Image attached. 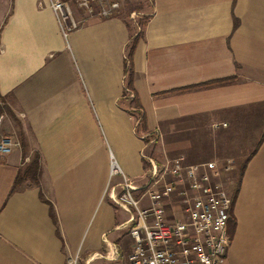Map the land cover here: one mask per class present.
<instances>
[{"label":"crops","instance_id":"0c3cea01","mask_svg":"<svg viewBox=\"0 0 264 264\" xmlns=\"http://www.w3.org/2000/svg\"><path fill=\"white\" fill-rule=\"evenodd\" d=\"M64 1L80 22L66 35L49 0H0V94L12 111L0 137L17 135L23 145L0 155V264H71L79 250L84 264L107 244L119 258L91 264H127L134 238L123 226L129 213L108 194L122 182L111 177L112 156L146 186L147 158L164 164L176 157L171 147L188 150L195 132L264 131V0H150L138 41L141 26L132 30L120 6L102 16L100 6L88 14L77 0ZM32 150L39 184L26 180L10 193ZM232 177L225 183L233 197L229 234L235 219L228 264H264V139L236 196ZM181 202L165 197L169 219L181 217Z\"/></svg>","mask_w":264,"mask_h":264},{"label":"built area","instance_id":"2783aa9c","mask_svg":"<svg viewBox=\"0 0 264 264\" xmlns=\"http://www.w3.org/2000/svg\"><path fill=\"white\" fill-rule=\"evenodd\" d=\"M78 6L93 14L94 6H100L99 15L107 16L120 3L105 0H77ZM66 35L80 26L72 17V8L64 0H49ZM66 19L70 23L66 24ZM5 114L0 112V129ZM15 148H21V141L10 135L0 137V155ZM184 156L167 159L160 165L153 157L147 158L146 186L136 184L111 157V177L120 174L121 190L112 187L108 194L129 213L126 228L134 238V245L128 254L127 264H228L230 246L229 219L233 197L225 183L233 165L211 160L185 164ZM167 174L178 177L177 182L164 180ZM180 181V183H179ZM135 193L138 196H135ZM177 196L181 217L169 219L164 204L165 197ZM145 199L149 204L143 203ZM112 246V245H111ZM107 244L106 253L90 254L84 264L102 256L118 259L119 249ZM81 251L71 257V264H81Z\"/></svg>","mask_w":264,"mask_h":264},{"label":"rangeland","instance_id":"374dc122","mask_svg":"<svg viewBox=\"0 0 264 264\" xmlns=\"http://www.w3.org/2000/svg\"><path fill=\"white\" fill-rule=\"evenodd\" d=\"M119 3L120 7L118 9L120 10L125 20L129 23L132 30H137L140 26H142V23L147 18L148 13L151 12L150 0H119ZM132 42H134V39L132 40ZM5 103L6 102L0 100V112L5 114L3 121L5 120L8 114V111L4 107ZM262 132V130L258 131V129H254L253 126L247 128L246 125H242L241 127L239 126V129H231L228 127L227 129H220L215 131L211 129L203 131L201 130L195 132L193 134V137H191L192 140H190L193 143L190 144L188 148H186L188 150H184L183 148L178 146H173L171 147V149L174 150L171 151L172 153L170 155L176 157L184 156V159L185 157H188V161L192 163L208 161L214 158L225 159L224 162H227L228 159H232L233 165L231 171L234 174L236 171L239 170L241 166H243L246 159L255 150L257 146L256 144L260 141ZM10 136L19 138V136L17 135ZM174 138H177V136H175ZM171 141L175 142V140L172 139ZM159 148L160 146L158 144L157 146H154L153 150L155 151L152 152L154 153V157L158 158L160 156L159 153L161 150ZM182 152L185 154H183ZM29 154L30 157H28L27 155L24 156V162L26 159L29 158V162H31V160L36 156L37 152L35 150H32L31 152H29ZM229 180L230 179H226L225 181L228 182ZM234 180L235 178L232 177L231 181L233 183L231 185L229 184L230 189H234ZM135 196H138V194L135 193ZM121 215L122 218H124L125 214L123 211L121 212ZM128 233L126 232L125 234L128 235ZM125 260H127L126 255Z\"/></svg>","mask_w":264,"mask_h":264},{"label":"trees","instance_id":"16d2710c","mask_svg":"<svg viewBox=\"0 0 264 264\" xmlns=\"http://www.w3.org/2000/svg\"><path fill=\"white\" fill-rule=\"evenodd\" d=\"M148 18L145 19V21L142 23L141 26V30L139 32V34L136 37V41L139 40L140 36L143 35V30L145 25L147 24ZM238 24L237 19H235V26ZM134 48V47H133ZM131 78L130 81L128 82V87L129 88H133V83H132V73H131ZM236 77H227V78H221V79H216V80H212V81H207V82H203V83H199V84H195V85H191V86H187L185 87V89H193V88H200V87H206V86H211V85H216V84H223L229 81L234 80ZM0 100L5 102V98L0 94ZM4 107L6 108V110L11 113V109L8 105H4ZM264 139V131L263 134L261 136L260 141L258 142L255 150L250 154V156L246 159L245 163L243 164V166H241L239 168L238 171L235 172V181H236V188L234 191V196L237 195V189H238V185H239V181H240V177L243 174V171L245 169V166L247 164V161L249 160V158L256 152V149L258 148V146L260 145V143L262 142V140ZM21 140V139H20ZM22 140H21V147H22ZM26 155V153H24V156ZM40 174H41V162H40V156L38 155V153L36 154V156L31 160V162H29L24 168H20L19 172L17 174V177L12 185L11 191L10 193H13L15 190H17L23 181L26 180H30L32 183L34 184H39V180H40ZM43 197V196H42ZM44 198V197H43ZM51 215L53 216L54 220L55 218V212L53 207L51 206ZM233 218V217H232ZM231 218L232 221V227L230 229V234L233 233V230L235 228V219Z\"/></svg>","mask_w":264,"mask_h":264}]
</instances>
